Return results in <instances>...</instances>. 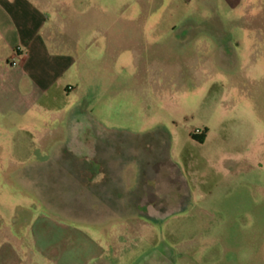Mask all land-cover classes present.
<instances>
[{
	"label": "rangeland",
	"instance_id": "374dc122",
	"mask_svg": "<svg viewBox=\"0 0 264 264\" xmlns=\"http://www.w3.org/2000/svg\"><path fill=\"white\" fill-rule=\"evenodd\" d=\"M45 8L77 66L0 114V264H264V0Z\"/></svg>",
	"mask_w": 264,
	"mask_h": 264
},
{
	"label": "crops",
	"instance_id": "0c3cea01",
	"mask_svg": "<svg viewBox=\"0 0 264 264\" xmlns=\"http://www.w3.org/2000/svg\"><path fill=\"white\" fill-rule=\"evenodd\" d=\"M47 1L0 0V114L5 117L20 110L21 117L56 119L51 103L68 99L63 92L72 86L63 87L62 81L77 66L78 38L73 29L59 30ZM226 1L230 8L237 4ZM25 127L35 130L29 123ZM156 258V264H166Z\"/></svg>",
	"mask_w": 264,
	"mask_h": 264
}]
</instances>
